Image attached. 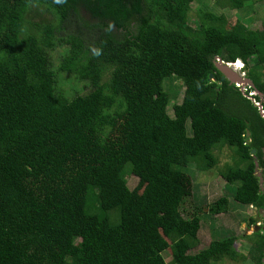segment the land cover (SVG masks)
I'll return each mask as SVG.
<instances>
[{
  "label": "trees",
  "instance_id": "1",
  "mask_svg": "<svg viewBox=\"0 0 264 264\" xmlns=\"http://www.w3.org/2000/svg\"><path fill=\"white\" fill-rule=\"evenodd\" d=\"M193 1L0 0V264L238 261L236 233L199 247L203 212L183 213V168L208 171L226 147L232 199L264 208V120L216 66L240 59L264 94V29L201 8L189 24ZM167 78L185 87L174 122ZM128 175L144 183L137 198ZM258 233L241 260L262 263Z\"/></svg>",
  "mask_w": 264,
  "mask_h": 264
},
{
  "label": "rangeland",
  "instance_id": "2",
  "mask_svg": "<svg viewBox=\"0 0 264 264\" xmlns=\"http://www.w3.org/2000/svg\"><path fill=\"white\" fill-rule=\"evenodd\" d=\"M198 8L213 10L216 13H223L228 19L230 25H233L237 21H243L246 22V25L251 29H264V0H249L246 2L244 7L239 9L216 5L214 0H194L191 3L189 11V24H193L194 19H196V10ZM245 18L248 20L245 21ZM54 54L56 56L57 52L54 51ZM228 66L231 67L230 65ZM241 71L239 70L234 72L237 75L243 74V72L246 73V68H244L243 72ZM163 86L170 95L167 107L168 121L174 122L176 112L175 105L180 104L184 95L185 87L182 82L176 78H167L163 82ZM187 124L189 126L188 122ZM191 130L194 131L193 126L191 127ZM188 131L191 132L189 127ZM215 153L219 157V163L216 167L208 171H198L192 166L183 168V172L190 176L192 184L191 194L186 199L187 205L184 206L185 210L183 213L192 214L195 205L199 206L200 212H203L201 215L203 219L201 228L197 233L201 241L199 247L207 244L211 238H217L225 235L226 232L224 231H230V233L232 232L238 235L235 247L239 259L238 261L226 259L225 264H256V261L253 262L251 259L248 262L247 260L249 258L245 261L240 258L242 256L246 257V255L254 257L256 254L254 252H256L259 246H261V239L258 237L259 230H255L256 227L250 222V218H255L254 215L257 213L253 212L251 207L242 204L238 205L237 202L232 199L231 194L236 187V183L227 184L224 179L220 178L218 169L221 168L224 163L231 164V151L228 148L223 147ZM127 184L133 192V195L137 198L142 191L144 183L136 176L128 175ZM224 195L229 199L226 209L216 215H210L208 210L210 208H215L216 200L222 198ZM259 218L260 217H256V219ZM250 233L254 234L246 236ZM250 249L253 250L251 254L249 252ZM163 255L166 260L169 259L168 252H164ZM261 264H264V257Z\"/></svg>",
  "mask_w": 264,
  "mask_h": 264
},
{
  "label": "crops",
  "instance_id": "3",
  "mask_svg": "<svg viewBox=\"0 0 264 264\" xmlns=\"http://www.w3.org/2000/svg\"><path fill=\"white\" fill-rule=\"evenodd\" d=\"M254 153H252V154H254ZM262 158H264V150H263ZM255 161L258 162V165H257V167L256 166L254 167V172H255V175L258 177V182H259V185H260V189L262 190V189H264V164L259 163L258 159H255ZM260 177L262 178V180H260ZM227 200H228V203H229V199L228 198H227ZM249 207H251L253 212L257 213L256 215H254L255 218H253L255 220V222L253 223L254 226L256 227L255 230L258 229L260 232H264V208L256 209V208H253L251 205ZM256 217H260V218L256 219ZM253 232H255V231H253ZM235 244H236V242H235Z\"/></svg>",
  "mask_w": 264,
  "mask_h": 264
},
{
  "label": "water",
  "instance_id": "4",
  "mask_svg": "<svg viewBox=\"0 0 264 264\" xmlns=\"http://www.w3.org/2000/svg\"><path fill=\"white\" fill-rule=\"evenodd\" d=\"M216 66L217 68L226 76V78L229 80L230 83H239L240 85H246V84H250L252 86V82L249 78H241L239 75L235 74V70L232 67H229L228 64L222 62V60L218 57L217 58V62H216ZM210 77H212V75H210ZM246 134L248 135L249 132L246 131ZM251 152L254 153L255 149H251ZM255 162V166L257 167L258 162ZM260 180H262V178L260 177ZM262 210V209H261Z\"/></svg>",
  "mask_w": 264,
  "mask_h": 264
},
{
  "label": "built area",
  "instance_id": "5",
  "mask_svg": "<svg viewBox=\"0 0 264 264\" xmlns=\"http://www.w3.org/2000/svg\"><path fill=\"white\" fill-rule=\"evenodd\" d=\"M241 67V65L239 66V68ZM237 87H239V89L243 92L248 91V97L252 100L253 104L257 107L260 116L263 118L264 120V95H260L258 96V98H255L254 96L257 94V92L252 91L249 89V86L247 85H240L239 83L235 84ZM264 137V135H263Z\"/></svg>",
  "mask_w": 264,
  "mask_h": 264
},
{
  "label": "clouds",
  "instance_id": "6",
  "mask_svg": "<svg viewBox=\"0 0 264 264\" xmlns=\"http://www.w3.org/2000/svg\"><path fill=\"white\" fill-rule=\"evenodd\" d=\"M218 58V57H217ZM222 60V59H221ZM240 61V62H239ZM222 62H224V63H226V64H228V65H230L235 71H241V70H243V68H244V63L240 60V59H236L234 62H225V61H223L222 60ZM237 62H239L240 64H241V67L239 68V66H234V64L235 63H237ZM242 68V69H241ZM241 72H243V71H241ZM239 74V73H238ZM239 76L241 77V78H245L246 77V75H245V73L243 72V74H239ZM247 78V77H246ZM234 85H235V83H233ZM247 86H249V88H250V84H246ZM236 86V85H235ZM237 87V86H236ZM250 90H252V89H250ZM241 91V90H240ZM252 91H255V92H257V94L254 96L255 98H258V96H259V94L260 95H264L263 93H260L259 91H257V90H255V89H253ZM243 94H246V96L248 95V91H245V92H243V91H241ZM256 107V106H255ZM264 135V134H263ZM264 138V137H263Z\"/></svg>",
  "mask_w": 264,
  "mask_h": 264
},
{
  "label": "bare ground",
  "instance_id": "7",
  "mask_svg": "<svg viewBox=\"0 0 264 264\" xmlns=\"http://www.w3.org/2000/svg\"><path fill=\"white\" fill-rule=\"evenodd\" d=\"M239 62L235 63L234 66H240L241 64Z\"/></svg>",
  "mask_w": 264,
  "mask_h": 264
}]
</instances>
